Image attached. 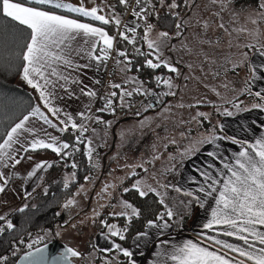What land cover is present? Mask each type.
I'll use <instances>...</instances> for the list:
<instances>
[{
  "label": "snow or ice",
  "instance_id": "snow-or-ice-1",
  "mask_svg": "<svg viewBox=\"0 0 264 264\" xmlns=\"http://www.w3.org/2000/svg\"><path fill=\"white\" fill-rule=\"evenodd\" d=\"M136 8L133 9V16L144 20V35L143 40L147 48L152 50L148 53L135 48L137 54L145 56V66L149 69H167L168 72L180 75L179 69L172 65L167 59L163 58V50L170 48V34L166 31L159 32L155 40L149 39V33L153 30V25L148 22V17L157 15L158 8L166 9L168 13L173 15L179 22L175 24L177 29L176 35L183 34V30L187 27L189 21H185L180 17L177 9L184 7H192L188 0H135ZM235 0H211V3L218 5L219 12L226 11L228 6L233 4ZM120 5L127 6L128 0H118ZM195 0H193V4ZM138 9V10H136ZM60 10V11H58ZM102 9L98 6L88 8L85 6L84 0L80 3L73 4L65 2V0H0V19L7 23L0 25V49H7V65L8 69L18 71L21 80L38 94L39 104L32 106L27 114L15 122L5 133L0 136V164L4 167L9 165L7 160H13L11 165L15 167L22 162V158H16L12 155L13 151L23 150L25 153H39L45 150H50L58 157H71L80 149L76 147L78 144L85 142V133L88 128L84 123H77L73 115L65 112L58 106H54L52 101L56 98L55 89L59 87L69 98H72L75 93L69 91L67 84L82 85L79 87L81 95L94 98L97 92L88 85L83 84V81L78 77H73L71 72L65 74V70L70 69L72 72L81 69H87L101 64H106L111 57L115 45L124 41L128 44L135 45L137 42V28L141 25L134 26L123 25L118 16L106 17L98 14ZM219 12L214 15L219 16ZM75 14V15H72ZM237 13L233 12V16ZM255 17V18H253ZM249 19L253 24L264 22V0H256V7L249 13ZM190 20V18H189ZM98 22V25L97 23ZM114 25L117 30V35H111L104 27ZM210 27L207 22L203 25V29L207 30ZM218 28L227 31L225 25L220 23ZM238 32H244L245 29H237ZM131 34L129 36L128 34ZM201 35H206V31L197 33L194 39L199 45H211V39H200ZM257 36L264 35V32L259 30ZM77 40L83 41L85 47H73V42ZM259 43V41H257ZM249 50L255 49L257 54L264 58V43L246 45ZM191 52V49H188ZM75 53L82 59L86 56L89 63L77 64L74 63L72 54ZM117 56L127 57L126 51L117 50ZM154 59L148 58L153 56ZM247 59L248 53H242ZM205 59H208V54L204 53ZM155 60V62H154ZM120 62V61H118ZM131 61L125 63V69L129 70L128 65ZM239 66V65H237ZM191 67V65H189ZM259 71L260 75H257ZM218 75V73H216ZM253 79L264 78V60L258 66L251 68ZM63 81V83H60ZM157 85L163 83L169 90L173 88L172 78L169 76L163 78L159 75L155 76ZM128 82H136V78L132 77ZM94 83L99 84V80H94ZM110 87L120 89V99L125 96L131 97L133 92L143 95L161 94L152 93L144 90L142 87H137L133 91H127L122 88L121 84H111ZM253 95V93H249ZM118 93L112 91L107 97H101L104 100L102 108L97 109L98 112L107 110L114 111L113 99ZM162 95H175L174 92L168 91ZM261 101H264V95L261 91L254 93ZM42 105V107H41ZM149 104L147 107L151 108ZM256 109L264 110V103H256L252 106ZM50 113L52 117L58 120L54 123L53 119L49 118L44 111ZM147 110V109H145ZM90 111V107H89ZM226 115H232L231 112H225ZM81 120H93V117L86 115L85 112L77 114ZM197 116L206 117L203 112L197 113ZM36 118L42 121V125H47L52 129H58L60 133H65L70 130H75V144L61 141L58 137L52 136L43 126L37 129L34 126H29L32 119ZM195 119V118H194ZM96 122H102L99 117H95ZM93 131H95L93 129ZM43 132L45 138H38L39 133ZM31 137L29 140L28 138ZM228 139L234 145H239V151L232 153L231 158L227 156L217 157L215 152H208L207 155L213 160L219 159L222 168H217L214 163L200 164L199 166L194 160L195 155L199 151L198 148L187 150L186 153L189 161H192V171L203 178L201 183L196 175L192 177V183L198 185L193 190L184 191L183 194L188 197L187 201H181L183 212L179 214L180 219H183L185 213L191 214V209L195 205L200 209L205 210L206 203L211 209L210 215L205 216V222L201 225L202 231L197 234V241L186 239L182 244H172L171 251L162 249L156 251L157 257H162L158 261H150L149 264H264V133H262L254 142L247 140H239L235 137L210 136L198 140L196 143L212 145L216 140ZM91 140H88V145H91ZM14 145H20V149H14ZM217 147H219L217 145ZM69 149H71L69 151ZM93 149L89 146L86 155L91 158ZM27 160H33L32 155H28ZM183 162V161H182ZM53 164L46 160H41L34 163L31 170L27 173L28 178L37 175L38 171L51 168ZM72 168H76L75 163L71 164ZM75 173H73V176ZM135 175V173H133ZM87 180L88 178L85 177ZM0 193L6 191L8 178L5 173L0 172ZM64 187H68V181L65 180ZM172 187V186H168ZM132 189L136 191L139 197H147L150 193L155 192L150 185H142L137 181L132 185ZM175 191L181 192L180 187H175ZM130 189L125 188L124 192ZM47 194V189H45ZM203 194V195H200ZM27 195H30L28 193ZM209 198L214 200L213 207L208 201ZM74 200H69L64 207L74 204ZM159 203L165 206L166 211L157 215L155 220L147 221L148 229H157L158 235L163 234V230L172 227L171 221L178 214L173 209L165 205L164 199H160ZM28 207L24 204L23 207L15 211L24 212ZM121 211L113 213L115 216L127 217L129 224L134 218H139L141 215L140 209L132 203L122 200L120 201ZM107 228L106 239L118 238L119 241L127 239L126 233L128 226L118 227L116 224H106L101 222ZM16 225L11 219L7 218V214L0 215V235L6 231L15 230ZM216 232V235L210 233ZM59 236V232L56 233ZM231 237L241 244L229 243L227 240L220 239L219 236ZM149 237L148 231H141L136 234L135 246L141 247V242ZM44 238L38 237L26 244L28 249L21 257L20 264H75L77 258L81 257V252L69 246H64L63 251L58 255H49L47 245L44 247H35ZM167 240H160L156 247L161 249L162 245H167ZM19 245H24L23 239L18 241ZM257 244L261 247H257ZM17 246H13L11 256L15 257L18 251ZM102 251H115L126 258L127 264H138L133 258L134 252L123 247L121 243L113 240L107 249ZM230 253L238 254L240 259ZM140 255H144L143 252ZM0 264H14L10 261L9 255L0 254ZM104 264H112L111 260L105 259Z\"/></svg>",
  "mask_w": 264,
  "mask_h": 264
},
{
  "label": "rangeland",
  "instance_id": "rangeland-1",
  "mask_svg": "<svg viewBox=\"0 0 264 264\" xmlns=\"http://www.w3.org/2000/svg\"><path fill=\"white\" fill-rule=\"evenodd\" d=\"M65 2L78 5L80 0H65ZM134 2L135 0H130L132 8L133 6L136 8V2ZM188 2L192 7L183 6L180 12V17L189 21L187 27L180 36L176 35L177 29L175 28L170 35L169 45L171 47L163 50V58L179 69L180 75H176V80H178L179 87L183 89L182 94L179 96L176 94L161 95L159 105L156 108L144 110L136 117H129L132 120L123 126V131L126 134L116 147L113 137L117 131V127H114L117 122L114 119L116 116H111L114 118L106 117L108 119L100 122L97 127L91 126L85 133L84 151L87 152V148L90 146L93 153L91 158L86 156V159H89L87 162L90 170L82 178L78 177L76 169L68 170L65 168L66 165H71V160H61L62 158L53 153H45L48 154L46 156L39 154L38 158L31 152L25 153L22 162L16 165L13 180L16 173H18V177L15 181H12L11 178V187L29 179L27 173L40 159L39 157L41 159L51 157L53 164L43 174L42 186L30 193L32 194L30 200L24 197L22 201H11L7 218L12 212L20 208L18 205L20 202H25L27 205L33 202L35 196L44 193L49 184L54 185L62 182L64 186L65 180L70 184L71 181L81 178V183L77 188L79 192L75 193V190L65 198L68 201L74 200L75 203L60 211L59 222L56 227L46 231L45 237H43L44 241L58 240L78 249L82 255L75 264H104L105 259L111 260L112 264L122 263L119 262L120 258L116 253H113L114 251L95 252V247L98 243L100 224L102 225V221L106 223V220L102 219L101 216L113 215V213L121 211L120 201H127L124 189H132V185L137 181L155 189L156 191L153 193L160 199H164L165 205L178 214L173 220L179 218V214L183 212L180 202L184 201V198L181 196L182 200L177 197L174 182L178 170L175 161L178 159L177 162H179L181 159L179 152L182 149L180 148L183 146L182 143L186 139L202 136L203 131H207L211 124H213L211 127L213 130L218 114L230 110L235 104V108H237L240 99L243 101L240 106L252 104L258 100L253 98L254 95L249 94L250 88L246 85V63L240 62L242 53L249 50L246 45H257V41H263V35L257 36L256 33L258 30L264 32V22L253 24L249 19V13L255 7L244 6L242 8L243 4L234 2L228 6L226 11L219 12L218 5L212 4L211 0H195L194 4L193 0H188ZM84 3L88 8L100 7L102 10L98 14L106 17L115 15L121 21L125 17V14H121V7L118 8L113 0H84ZM159 10L160 7H158ZM217 12H219V16L214 15ZM233 12H236L237 15L233 16ZM136 21L139 25L144 22L142 19ZM205 22L210 25L207 30L203 29ZM220 23L225 25L227 31L217 27ZM123 25L122 21L121 30H123ZM112 26L117 32L116 27ZM237 29H245V31L238 32ZM205 31L206 35H201L200 39L210 38L212 44H197L194 37L197 33ZM159 32L161 31L153 29L149 33V39L155 40ZM137 39L144 52L147 47L146 43H143L139 37ZM130 45V49H133L134 45ZM188 49H191V52ZM122 51L126 50L123 49ZM204 53L208 54L207 60ZM128 61H130L128 55L127 57L118 56V59L113 60V63L117 62L119 68L125 69V63ZM108 64L110 67L112 62ZM109 67L107 72H109ZM130 67L129 64V70H127L129 75L126 74V77L129 78L125 77L121 80L122 88L127 91L131 90L136 83L139 86L138 78H136V83H126L135 77L130 71ZM173 74L170 73L167 77H171ZM171 78L172 83H174V77ZM108 83L111 84L112 81ZM173 85H177V82ZM168 91L167 88L166 92ZM199 112L205 113L206 117L197 116ZM88 140H91V145H88ZM188 144H184V147ZM28 155H32L33 160H27ZM23 171H25L24 174ZM73 173H75L74 176ZM85 177L88 179L86 180ZM132 178L134 179L130 181ZM33 180L34 176L29 179L30 185ZM131 182H133L132 185ZM15 191L19 193L13 195L20 196L23 194L21 188ZM14 206L17 207L13 208ZM123 218L128 221L127 217ZM111 222L117 224L116 221ZM57 232H59V236L56 235ZM44 241L42 242H48ZM37 246L39 245L34 247ZM89 251L91 252L88 255ZM97 259L100 262L96 263ZM121 259L126 261L123 257Z\"/></svg>",
  "mask_w": 264,
  "mask_h": 264
},
{
  "label": "crops",
  "instance_id": "crops-1",
  "mask_svg": "<svg viewBox=\"0 0 264 264\" xmlns=\"http://www.w3.org/2000/svg\"><path fill=\"white\" fill-rule=\"evenodd\" d=\"M135 3V2H134ZM136 7V5H135ZM133 8H131V12L128 14V12L125 14V17H123L122 21L124 25H129V26H134L133 22L137 24V18L133 16ZM138 10V9H136ZM130 11V10H129ZM98 25V22H96ZM128 35H131L130 33ZM142 39L143 37L139 36V39ZM259 43H264V35H263V41ZM259 43H257V47H259ZM73 47L78 48V47H85L83 45V41L77 40L76 42H73ZM152 51V50H150ZM246 53H248L247 59H245L244 56H242L240 62H245L246 63V85L248 88H250V92L254 93L256 91H261L262 95H264V78H261L259 80L253 79L251 75V68L253 66H258L264 58L260 57L255 49L248 50ZM74 61V63L77 64H85L89 63V60L85 56L83 59L80 56H77L75 53L72 54L71 57ZM115 61V60H114ZM108 60L106 64H101L98 67L95 66V62H93V67L87 68V69H81L76 72H72L70 69L65 70V74H69L71 72V75L73 77L78 76L82 81L83 84L88 85L90 88L95 90L97 92V96L94 98H89L86 96H83L79 92V87L82 85H75V84H67L66 87L69 89V91L75 93V95L72 96V98H69L67 93H65L63 90H61L59 87L55 89L56 93V98L52 101L54 106H58L61 109H63L65 112H69L73 115L77 123H84L86 127L89 128L92 127H97L98 122H96L95 117H99L101 121H106L108 118L107 116L102 115L100 113L103 112H98L97 109L102 108L104 105V100L101 99V97H107L109 93L112 91H116L118 93L117 97L112 98L113 101L121 106V107H130V106H135L138 104V101L140 98L134 97L137 93L133 92V95L131 97L125 96L123 100L120 99V89H114L110 87L111 84H121V80L126 77L127 70L119 68V64L117 62H112V64L109 67ZM242 64V63H241ZM109 69V81H112L111 84H109L106 80V75L107 71ZM131 71V69H130ZM131 74V73H130ZM257 75H260L259 71L257 72ZM174 77L176 80V74L171 75V77ZM129 78V77H126ZM94 80H99L100 83L96 84L94 83ZM174 83L177 82V85H173V88L169 91L174 92L177 96L182 94L183 89L179 87L178 80L175 81ZM60 83H63V81H60ZM136 83V82H134ZM173 83V84H174ZM136 87H140V82L139 86L136 85L133 86V88L129 91H133ZM143 87V86H141ZM145 89V88H144ZM253 98H257L256 102L252 104H246L244 106H240V104L243 102L242 99L238 101L237 105L238 107L235 108V106H232L230 110H226L225 112H231L232 115H226L225 112L222 114H218V119L216 121V124L214 125V129L212 130L213 124H211V127L207 131H203L202 136L200 137H192V139H186L182 144L183 146H180L182 148L179 153H181V159L179 162L178 159L175 161V165H178V170L176 172L175 176V182H174V188L175 187H180L182 189L181 192L176 191L177 197L184 198V201H187L189 198L186 197L183 192L184 191H189L193 190L198 187V185L192 183V177L193 175H196V178L203 183V178L199 177L198 174L194 173L192 171V161H189L187 158V155H183L184 153L187 152L189 149L193 148H198L199 151L194 157L195 162L199 166L200 164H212L214 163L217 168H222V165L220 164V160L216 159L213 160L212 157H209L207 155L208 152H215L217 154V157H224L227 156L229 159L232 156V153L235 151H239V145H234L231 143L230 140L224 139V140H216V142L212 145H208L207 143L205 144H198L196 143L198 140L203 139L205 137H210V136H223V137H235L236 139L239 140H247L249 142H254L256 138H258L262 133H264V110L261 109H256L253 108L252 106L256 103H264V101H261L259 97H256L255 95ZM42 107V105H41ZM90 107V111H89ZM235 108V109H234ZM79 112H85L86 115H90L93 117V120H88V121H83L81 118L77 115ZM49 118L53 119L54 123H58V120H56L55 117H52L50 113ZM110 118H114L111 117ZM114 119L117 120L115 123L114 127H117V131L115 133L114 141H115V147L119 144V142L122 140L121 138L126 134L123 131V126H125L129 121L132 119L129 117L122 118V117H115ZM29 126H34L37 129H39L41 126L47 130L48 133H50L52 136L58 137L61 141L62 139V133L58 131V129H52L47 125H42V121H39L36 118H33ZM75 131V130H74ZM38 138H45L47 139L46 136H44V133L41 132L39 133ZM29 140L31 137L28 138ZM136 141V140H135ZM186 143H189L188 146L184 147ZM185 144V145H184ZM217 145L219 147H217ZM184 147V148H183ZM14 149H20V145H14ZM51 152L50 150H45L39 153H32L35 155L36 158H38V155L41 154L40 156H46ZM48 153V154H45ZM52 153V152H51ZM25 152L21 149L18 152L13 151L12 155L16 158H23ZM54 154V153H53ZM40 159L36 162H39L41 160H46L51 162V157ZM183 161V162H182ZM6 162L9 165L8 167H4L2 164H0V172L5 173L6 177L8 178V184L6 186V191L3 193H0V215H5L9 213V207L11 206V201L12 200H19L22 201L24 197H27V200H30L31 195H27L28 193H33L38 187L42 186V178L43 174L47 170H41L37 172V175L34 176L33 182H29V179H27L24 183L22 181L17 184L13 185L11 187V178L12 181H15L16 178L18 177V173H16V176L13 180V174H15V169L17 166L12 167L11 165L14 163L13 160H7ZM25 171H23V174ZM135 178V177H134ZM134 178H132L130 181H132ZM2 183V181H0ZM131 185L133 182L130 183ZM21 188L23 191V194L18 196V195H13L14 193H19L16 192V189ZM79 191L76 189L75 193H78ZM203 195V194H200ZM182 196V197H181ZM71 199V198H70ZM183 200V199H182ZM28 202V201H27ZM68 202V200L65 201L63 204V207L61 208L64 209V205ZM213 207L215 206L214 200L209 198L208 201ZM22 203V204H21ZM25 202H20L19 207H23ZM17 206H14L15 208ZM205 208L207 209V213L205 210L200 209L197 206H193L191 209V214L185 213L183 215V219L177 218L176 220L171 221L172 227L166 230H163L162 235H158L157 229H148L147 228V223L145 224V227L142 231H148L149 232V237L147 240L141 242V247L137 248L135 246V237L136 234H134L129 242L128 246H123L125 248L130 249L131 251L134 252V259L138 262V264H149L150 261H158L162 259V257H157L155 255L156 251H160L162 249H167V251H171V245L172 244H182L186 239H192L194 242L197 241V234L202 231L201 225L205 222V216L210 215L211 209L208 207V204L206 203ZM60 210V211H61ZM107 224H115L113 222H109ZM117 225V224H116ZM118 226V225H117ZM141 232V231H140ZM212 235H216V232L210 233ZM107 235V228L104 227L103 231L98 232V243L95 247V252L96 251H102V249L108 248L109 245L112 243L113 238H105ZM220 239L227 240L229 243H236V244H241L242 242L235 240L234 238L231 237H224L223 235L219 236ZM160 240H167L169 243L167 245H162L161 249H158L156 247L157 243H159ZM92 246V245H91ZM257 247H261L260 245L257 244ZM92 251V250H91ZM88 252L89 253L91 252ZM104 252V251H103ZM113 252V251H110ZM143 252L144 255H140V253ZM113 253H116L115 251ZM117 256L123 257L121 254L116 253ZM229 255H235L237 259H240L238 254L230 253ZM125 258V257H123ZM126 260V258H125ZM123 264L124 260L120 258V261ZM127 262L125 261L124 264ZM167 264H171V261H168ZM246 264H251V262H246Z\"/></svg>",
  "mask_w": 264,
  "mask_h": 264
},
{
  "label": "trees",
  "instance_id": "trees-1",
  "mask_svg": "<svg viewBox=\"0 0 264 264\" xmlns=\"http://www.w3.org/2000/svg\"><path fill=\"white\" fill-rule=\"evenodd\" d=\"M153 1L155 2V0ZM113 2L118 8L121 7V14H126L127 12L129 14L131 12L132 5L130 6V0H128L127 6L120 5L118 0H113ZM178 2H180V0H178ZM235 3L243 4L242 8L244 6L256 7V0H235ZM182 9L183 6L176 11L180 13ZM137 19L140 20V18ZM148 22L153 25V29L161 32L166 31L172 35L171 33L175 30V24L178 20L173 15L168 13L166 9L160 7L158 16L154 15L148 17ZM5 23H7L5 20L0 19V25ZM140 25L141 27L137 28L136 37H143L142 35H144V22H141ZM104 27L111 35H117V32H115V28H113L112 25ZM129 46L131 45L124 41H120L115 45L117 50H126L131 61V72L135 78H138L143 88H145V90L156 89L160 84L157 85L155 76L159 75L163 78H167L170 72L164 68L156 70L147 68L145 66V56L133 53L132 49H130L131 47ZM145 51V53H148L150 52V49L146 47ZM7 56L8 50L6 48L0 49V136H2V134L5 133L6 130H8L15 122H18L23 115L27 114L32 106L40 103L38 100V94L21 80L18 71L15 69H8L6 67ZM150 57L154 59L152 56H149L148 58ZM141 96L142 94H136L134 97L141 98ZM44 111L47 115H49L46 109H44ZM100 114H105L107 117L110 116L107 111ZM75 135H77V133L74 130H70L62 133V139L64 142L75 144ZM1 142L2 138H0V143ZM76 147L80 150L75 152L71 157H63L61 160L69 159L72 163H75L77 165L76 168L73 169L71 165H66L65 168L68 170L76 169L78 177L82 178L84 175L89 173L90 166L87 162L88 158L86 159L87 155L84 151V143L78 144ZM70 150L71 149H69V151ZM48 153L52 154L51 152ZM81 178L71 181L67 188L62 185V182H58L54 185L49 184L47 194L44 192L35 196L34 201L28 204V207L24 212H12L10 216H8V219H11L16 227L15 230L6 231L4 234L0 235V254L9 255L10 261L15 263L19 254L27 250V243H30L33 239L38 237H45L46 231L53 230L59 222V213L66 201L65 198L70 196V194L78 188V185L81 183ZM130 190L131 192L124 193L126 196L125 199L140 209L141 215L139 218H134L129 224V221L124 220L123 217L115 215L101 216L102 219L104 218V220H106V224L109 222L111 223V221H116L118 227L128 226V232L126 233L127 239L125 241H119L118 238H113V240H116V242L121 243L125 247L129 245V242L134 234L144 229L147 221L155 220L158 214L166 211L165 206L159 203L160 198L154 193H150L147 197L141 198L134 189ZM103 230L104 226L100 224L99 231ZM21 239L25 241L24 245L18 244V241ZM42 241L37 245L42 244ZM14 245L19 249L15 257L11 256ZM102 256L104 257V255ZM119 258L122 257L119 256ZM98 262H100L99 259L96 260V263Z\"/></svg>",
  "mask_w": 264,
  "mask_h": 264
},
{
  "label": "built area",
  "instance_id": "built-area-1",
  "mask_svg": "<svg viewBox=\"0 0 264 264\" xmlns=\"http://www.w3.org/2000/svg\"><path fill=\"white\" fill-rule=\"evenodd\" d=\"M139 42H136V44L133 46V53H136L135 48H139L140 51L143 52V49L139 46ZM117 49L115 47V50H113L111 57L108 59V62H113V60L118 59V56L116 54ZM110 76H109V72H107L106 75V80H109ZM149 92L152 93H157V94H161L165 93L167 91V87L161 83L156 89H152V90H147ZM157 97L156 95H143L141 96L139 102L137 105L135 106H130V107H121L119 105H117L115 102H113V108L114 111L112 110H107V113H109L112 116H118V117H122V118H126V117H136L138 115H140L145 109H153L156 108L159 105V100L160 97ZM151 104L153 105L151 108H148L147 106Z\"/></svg>",
  "mask_w": 264,
  "mask_h": 264
},
{
  "label": "water",
  "instance_id": "water-1",
  "mask_svg": "<svg viewBox=\"0 0 264 264\" xmlns=\"http://www.w3.org/2000/svg\"><path fill=\"white\" fill-rule=\"evenodd\" d=\"M45 245H47V248H48V252H49V255H58L61 251H63V247L64 246H69L67 244H65L64 242L62 241H58V240H51V241H48L46 243H43V244H40L39 246L37 247H44ZM70 247V246H69ZM33 251L35 250V247L32 249ZM28 251V250H27ZM25 251V252H27ZM25 252H23L19 257H21ZM19 257L17 258V260L15 261L14 264H20V260H19ZM78 259V258H77ZM76 259V260H77ZM76 262V261H75Z\"/></svg>",
  "mask_w": 264,
  "mask_h": 264
}]
</instances>
